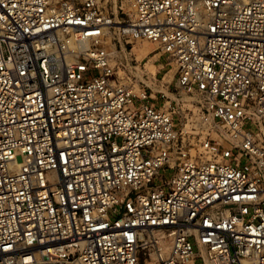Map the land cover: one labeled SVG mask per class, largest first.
<instances>
[{
  "label": "built area",
  "instance_id": "2783aa9c",
  "mask_svg": "<svg viewBox=\"0 0 264 264\" xmlns=\"http://www.w3.org/2000/svg\"><path fill=\"white\" fill-rule=\"evenodd\" d=\"M0 264H264V0H0Z\"/></svg>",
  "mask_w": 264,
  "mask_h": 264
},
{
  "label": "rangeland",
  "instance_id": "374dc122",
  "mask_svg": "<svg viewBox=\"0 0 264 264\" xmlns=\"http://www.w3.org/2000/svg\"><path fill=\"white\" fill-rule=\"evenodd\" d=\"M124 10L128 12V6H125ZM133 46L136 50H133L132 54L129 50L116 56L119 67L115 70L120 83L139 89L145 84L153 87L155 84L161 86L172 80L175 72L173 66H166L165 59L161 57L155 45L147 41L134 40ZM156 54H158V57L155 58ZM175 84L174 81L171 90H175ZM192 101L191 98L186 97L185 104L188 105ZM188 108L190 110L182 113L183 117H188L192 122H196L199 115L198 110L191 106H188Z\"/></svg>",
  "mask_w": 264,
  "mask_h": 264
},
{
  "label": "bare ground",
  "instance_id": "6f19581e",
  "mask_svg": "<svg viewBox=\"0 0 264 264\" xmlns=\"http://www.w3.org/2000/svg\"><path fill=\"white\" fill-rule=\"evenodd\" d=\"M134 50H136V49H134ZM153 52H154V50H153ZM156 57H158V54L155 55V58H156Z\"/></svg>",
  "mask_w": 264,
  "mask_h": 264
}]
</instances>
